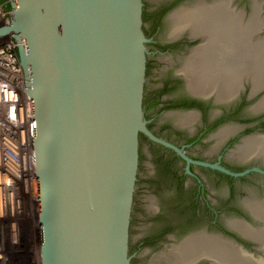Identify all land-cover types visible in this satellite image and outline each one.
<instances>
[{
  "label": "flooded vegetation",
  "instance_id": "flooded-vegetation-1",
  "mask_svg": "<svg viewBox=\"0 0 264 264\" xmlns=\"http://www.w3.org/2000/svg\"><path fill=\"white\" fill-rule=\"evenodd\" d=\"M256 3L258 30L245 44L264 47V0H142V112L156 139L138 137L130 264H264V84L225 81L254 58L242 64L240 42L226 52L221 19L231 10L247 26ZM196 11L210 19L195 23Z\"/></svg>",
  "mask_w": 264,
  "mask_h": 264
},
{
  "label": "water",
  "instance_id": "water-1",
  "mask_svg": "<svg viewBox=\"0 0 264 264\" xmlns=\"http://www.w3.org/2000/svg\"><path fill=\"white\" fill-rule=\"evenodd\" d=\"M0 4L32 100L43 264H130L143 120L142 0Z\"/></svg>",
  "mask_w": 264,
  "mask_h": 264
},
{
  "label": "built area",
  "instance_id": "built-area-1",
  "mask_svg": "<svg viewBox=\"0 0 264 264\" xmlns=\"http://www.w3.org/2000/svg\"><path fill=\"white\" fill-rule=\"evenodd\" d=\"M7 23L0 6V26ZM37 168L32 100L12 33L0 35V206L18 184L34 183ZM39 203V200H38ZM2 207V206H1Z\"/></svg>",
  "mask_w": 264,
  "mask_h": 264
},
{
  "label": "rangeland",
  "instance_id": "rangeland-1",
  "mask_svg": "<svg viewBox=\"0 0 264 264\" xmlns=\"http://www.w3.org/2000/svg\"><path fill=\"white\" fill-rule=\"evenodd\" d=\"M1 206L0 264H43L37 187L20 182Z\"/></svg>",
  "mask_w": 264,
  "mask_h": 264
},
{
  "label": "bare ground",
  "instance_id": "bare-ground-1",
  "mask_svg": "<svg viewBox=\"0 0 264 264\" xmlns=\"http://www.w3.org/2000/svg\"><path fill=\"white\" fill-rule=\"evenodd\" d=\"M254 1V0H253ZM224 2V1H223ZM223 2H221V3H223ZM228 2V1H227ZM255 3V2H254ZM218 4H220L219 2H218ZM257 4V3H256ZM259 4V3H258ZM258 4L255 6L254 5V8H255V10H254V13L252 14V16H251V18L249 19V22H250V24H251V26H250V24L249 25H247V26H244L245 24H242L243 23V20H242V18H244L243 16H241V13L239 14V15H236L237 13H235V12H231V10H225L224 11V17H223V14H222V17L223 18H221V19H223L224 21H225V33H224V37L226 38V41H230L231 42V49L230 48H228V47H226V52L228 53L230 50H235L237 47H236V45L240 42V47H242V45H245L246 47H245V49H242L241 50V52L244 54V58L242 59V64L244 63V62H247V60L250 58V57H253L254 59H253V62H252V66H253V68H251V67H249V68H251V71L250 72H246V70H245V68H244V70H241L242 71V74L241 73H234L231 77H230V79H227L226 80V78H225V81L227 82V83H230V84H232V83H235V82H237L238 81V78H242L243 79V77H245V76H247V77H251L252 78V80H253V83H255V84H257V86L258 85H260V84H264V75H261V72L262 71H264V48L260 45V44H256L255 43V41H254V44H256V46H254V47H250L248 44H245V41L246 40H248V38H249V36L251 35V30L253 29V30H258V25L256 26L255 24H257L258 23V21H259V19H260V16H259V12H258V10H259V7L260 6H258ZM200 6V5H199ZM198 6V7H199ZM220 6H222V4L220 5ZM201 7V6H200ZM203 7V6H202ZM206 8H207V6H205ZM227 7V6H226ZM197 8V7H196ZM230 8V7H229ZM219 9V8H218ZM228 9V8H227ZM200 10H201V8H200ZM195 11V10H194ZM217 11V10H216ZM219 11V10H218ZM223 11V10H222ZM208 13H209V11H208ZM260 13H262V12H260ZM207 14V11H196L195 13H194V15L192 16L193 17V21L195 22V23H198V21L199 22H202V21H204V23H205V20H209L210 18H209V15L211 14V12H210V14L209 15H206ZM208 16V18L206 17V16ZM261 15V14H260ZM217 16V15H216ZM221 16V15H220ZM220 16H218V17H220ZM213 18H215L216 19V21H217V19L218 18H216L215 16L213 17ZM215 19H212L214 22H215ZM220 20V19H219ZM211 21V20H210ZM263 21V20H262ZM221 22V21H220ZM219 23V22H218ZM247 23V22H246ZM200 24V23H199ZM210 24H211V22H210ZM202 26H204L203 25V23L201 24ZM200 25V26H201ZM200 26H199V28H200ZM201 26V27H202ZM260 26H261V23H260ZM196 27H197V25H196ZM204 29H205V27H203ZM202 28V29H203ZM261 28V27H260ZM196 29H198V28H195V30ZM201 29V28H200ZM203 31V30H202ZM253 33V32H252ZM251 38H252V36H251ZM250 39V38H249ZM252 41V40H251ZM262 42V41H261ZM246 43H247V41H246ZM259 43V42H258ZM264 43V42H263ZM252 44V43H251ZM244 47V46H243ZM252 48V49H251ZM248 65H250V64H248ZM191 67V66H190ZM243 67L244 66H242L241 68L243 69ZM193 68H195V66L193 67ZM205 71V70H204ZM225 71V70H224ZM247 71H249V69L247 70ZM202 72V71H201ZM247 73V74H244V73ZM223 73V72H222ZM224 74H226V73H224ZM199 76V75H198ZM197 76V77H198ZM203 75H200V77H199V82H201L202 83V81H203ZM225 77H229L228 75H225ZM224 80H223V83L225 82ZM225 82V83H226ZM227 83L225 84V85H227ZM194 85H196V82L194 83ZM235 85H238V83L237 84H235ZM232 87H234V85H232ZM227 88V87H226ZM229 88V87H228ZM230 88H231V86H230ZM235 88V87H234ZM227 90V89H226ZM228 91H230V90H228ZM228 91H226V93L228 92ZM232 91H233V89H232ZM230 93V92H229ZM228 93V94H229ZM227 94V95H228ZM231 94V93H230ZM245 152V151H244ZM248 152V151H247ZM240 156H241V154H240ZM243 156V155H242ZM245 158V157H244ZM263 202V201H262ZM259 203H260V201H259ZM252 204H254V202L253 203H251V205L250 206H252ZM249 205V204H248ZM260 205V204H259ZM262 205H264L263 203H262ZM250 206H248V207H250ZM257 206V204L255 203V207ZM264 207V206H263ZM263 207H261V205H260V208H263ZM259 208V207H258ZM251 209H252V207H251ZM255 210V209H254ZM261 210V209H260ZM264 210V209H263ZM262 210V211H263ZM252 211V210H251ZM256 211V210H255ZM260 212V211H259ZM258 213V212H257ZM264 213V212H263ZM255 214V213H254ZM262 214V213H261ZM256 216V215H255ZM260 217V216H259ZM261 218V217H260ZM261 219H263V217L261 218ZM239 221V220H238ZM232 223V222H231ZM234 224H236V223H233V225ZM239 224V223H238ZM241 225V224H240ZM240 225H236V226H240ZM244 226V225H243ZM246 226V225H245ZM234 227V226H233ZM243 228H245V227H243ZM238 229H240V227L238 228ZM241 229H242V227H241ZM248 230H246L247 232L248 231H250L249 230V228H247ZM244 229H242V231H243ZM245 231V232H246ZM251 232H253L252 230H251ZM249 233V232H248ZM254 233V232H253ZM228 245V244H227ZM185 247H187V246H185ZM184 247V248H185ZM186 250V249H185ZM182 251H184V249L182 250ZM233 252H234V250H233ZM186 253V252H185ZM228 258V257H227ZM228 261V260H227ZM229 263V262H228ZM231 263V262H230ZM261 263V262H260ZM232 264V263H231ZM238 264H255V263H250V262H243V261H241V262H238Z\"/></svg>",
  "mask_w": 264,
  "mask_h": 264
},
{
  "label": "trees",
  "instance_id": "trees-1",
  "mask_svg": "<svg viewBox=\"0 0 264 264\" xmlns=\"http://www.w3.org/2000/svg\"><path fill=\"white\" fill-rule=\"evenodd\" d=\"M0 4L4 5L6 9L10 10L12 9V6L10 3L7 2V0H0Z\"/></svg>",
  "mask_w": 264,
  "mask_h": 264
}]
</instances>
